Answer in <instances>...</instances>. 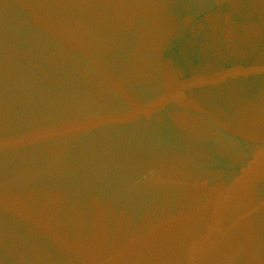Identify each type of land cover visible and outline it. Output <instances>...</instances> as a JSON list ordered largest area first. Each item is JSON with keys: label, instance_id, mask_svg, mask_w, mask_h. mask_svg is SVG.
Segmentation results:
<instances>
[{"label": "water", "instance_id": "obj_1", "mask_svg": "<svg viewBox=\"0 0 264 264\" xmlns=\"http://www.w3.org/2000/svg\"><path fill=\"white\" fill-rule=\"evenodd\" d=\"M0 264H264V0H0Z\"/></svg>", "mask_w": 264, "mask_h": 264}]
</instances>
